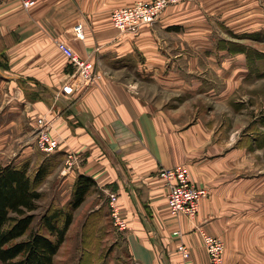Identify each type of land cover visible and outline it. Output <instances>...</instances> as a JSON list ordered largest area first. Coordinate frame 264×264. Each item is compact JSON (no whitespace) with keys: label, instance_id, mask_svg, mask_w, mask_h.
Instances as JSON below:
<instances>
[{"label":"crops","instance_id":"crops-1","mask_svg":"<svg viewBox=\"0 0 264 264\" xmlns=\"http://www.w3.org/2000/svg\"><path fill=\"white\" fill-rule=\"evenodd\" d=\"M150 1L0 2V143L14 144L13 166L45 164L46 210L92 179L60 248L73 240L93 264H210L199 230L223 241L224 264H264V0H179L136 32L112 26L114 10ZM59 41L100 78L65 94ZM40 117L60 141L51 155L35 142ZM180 165L208 190L193 221L169 213L158 173ZM111 195L127 231L112 224Z\"/></svg>","mask_w":264,"mask_h":264},{"label":"built area","instance_id":"built-area-1","mask_svg":"<svg viewBox=\"0 0 264 264\" xmlns=\"http://www.w3.org/2000/svg\"><path fill=\"white\" fill-rule=\"evenodd\" d=\"M4 0H0L2 2ZM24 9H30L36 4V0H19ZM179 0H153L150 2H137L132 6L116 9L110 16L112 26L121 33H133L140 26L152 25L159 18L160 14L171 3ZM75 37L82 39V26L77 25L74 28ZM57 49L68 60L72 67V74L66 82L63 92L71 94L73 87L82 88L93 84L100 76L96 73L93 63L81 58L79 55L62 41L57 42ZM35 142L40 152L45 155L55 153L59 147L60 141L50 134V128L47 120L43 117L36 119ZM68 160L73 159L68 155ZM159 176L166 181L167 187V208L172 216H184L193 221L197 214L200 203L208 195V190L195 186L191 182L190 173L187 166L180 165L170 169H160ZM117 197L111 195L109 198V209L112 224L120 231L129 229L127 223L121 218L118 207ZM203 246L209 257L210 264H224L226 247L219 238L210 236L203 230H199ZM180 252L184 258L188 256L186 246H181Z\"/></svg>","mask_w":264,"mask_h":264},{"label":"trees","instance_id":"trees-1","mask_svg":"<svg viewBox=\"0 0 264 264\" xmlns=\"http://www.w3.org/2000/svg\"><path fill=\"white\" fill-rule=\"evenodd\" d=\"M48 174L45 164L31 175L29 164L0 167V263L54 264V258L65 241L72 213L94 184L80 176L75 184L73 200L65 209H47L41 217L44 232L33 230L37 190Z\"/></svg>","mask_w":264,"mask_h":264},{"label":"rangeland","instance_id":"rangeland-1","mask_svg":"<svg viewBox=\"0 0 264 264\" xmlns=\"http://www.w3.org/2000/svg\"><path fill=\"white\" fill-rule=\"evenodd\" d=\"M263 41H261L263 43V44H261L262 50H264V42ZM262 67H263V65H262ZM258 86L261 89V91H260L261 96L259 97V99H260V102L263 104L264 103V79L263 78L260 79V83ZM16 153H17V150L14 147L13 143H5V144L0 143V167H3V165L6 166V164H8V162H10V164H11L13 157H14V154H16ZM24 163L28 164V161H22V163H20V164H24ZM10 164H8V165H10ZM29 169L32 170L33 168H31L29 165ZM33 171L30 172L31 175L33 174ZM40 202H42V199L40 200ZM45 211H46V208L42 204L41 206H39V209L35 212L36 217H35V221L32 225L33 230H36L39 232H44L43 226L41 223V217L45 213ZM74 249H75V244H74L73 240H69L68 242H66L63 245V248L59 249L58 254L54 258V264H93L91 253L89 254V256H87L86 254L80 256L79 253H73ZM75 251H76V249H75ZM81 252H82V250H81ZM118 256L121 257V259L118 263L114 262V259L111 261H109L107 259L102 264H110V262H111V264H126L125 263V257H122L121 255H118ZM78 258H80V262H78Z\"/></svg>","mask_w":264,"mask_h":264}]
</instances>
